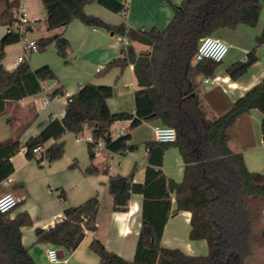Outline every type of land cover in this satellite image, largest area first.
Returning a JSON list of instances; mask_svg holds the SVG:
<instances>
[{
	"label": "trees",
	"instance_id": "16d2710c",
	"mask_svg": "<svg viewBox=\"0 0 264 264\" xmlns=\"http://www.w3.org/2000/svg\"><path fill=\"white\" fill-rule=\"evenodd\" d=\"M41 1L47 11L48 30L67 26L79 19L88 26L105 28L130 40L122 55L109 62L105 69L134 66L139 84L135 91V112L111 111L108 99L114 95V86L82 85L69 98L65 116L62 119L52 118L38 135L24 145L20 133L0 140V190L2 183L15 172L12 157L24 146L26 156L33 159L34 148L43 147L49 140L55 139L44 149L40 159V162H53L65 152L62 137L67 132L81 134L89 126L93 139L87 142L91 160L100 140L110 152L127 155L138 145L128 144L130 132L115 138L111 132L112 124L131 120L130 129H135L144 122L158 120L173 126L177 139L172 143L153 140L145 144L148 164L144 182L134 181L133 170L127 175H111L108 184L114 198L113 209L117 212L129 211L133 193L143 195L142 225L135 257L127 260L94 238L89 248L99 255V264H249L254 255L251 241L254 217L264 211V174L250 171L243 153L233 151L229 142L231 128L237 119L252 109H259L263 114L264 136V79L234 102L228 111L209 121L201 110L194 80L197 75L214 77L221 62L212 59L196 61L195 55L200 40L219 29H236L241 24L255 27L261 16L262 0H183L180 5L173 6L175 15L165 29L150 30L131 28L124 22L113 25L85 11L87 4L97 1L119 13L127 8L121 0ZM19 3L20 0H0V115L6 110V101H18L37 94L42 91L43 83L57 80L55 71L49 65L34 70L25 60L12 71L4 65L6 47L20 42L24 35L9 30L17 20ZM2 27L8 28L3 35ZM256 39L258 46L264 44V29ZM133 42L149 45L150 49L138 54ZM37 43L38 51H45L55 43L58 54L68 57L70 43L59 34L42 37ZM256 50H251L245 60L227 67L232 79L242 77L258 61ZM64 94L63 87H60L52 96ZM171 145L179 148L185 162V174L180 182L168 178L163 170L164 155ZM75 165L76 162H73L71 167ZM97 171L93 164L85 169V173ZM59 196L66 201L64 190ZM99 207L98 196L78 206L65 207L64 220L76 224L71 243L73 250L81 244L87 231L97 230ZM182 210L191 212L190 238L206 240L209 247L207 254L190 255L180 248L162 245L169 218ZM33 225L34 220L28 211L15 217L0 211V264H38L23 243V227ZM42 231L37 229L38 233Z\"/></svg>",
	"mask_w": 264,
	"mask_h": 264
},
{
	"label": "crops",
	"instance_id": "0c3cea01",
	"mask_svg": "<svg viewBox=\"0 0 264 264\" xmlns=\"http://www.w3.org/2000/svg\"><path fill=\"white\" fill-rule=\"evenodd\" d=\"M20 1L25 4L30 17L38 18L39 24L41 22L45 23L46 28L42 37L59 34L69 41L70 47L67 58H63L58 54L61 58L56 59V65L44 64L40 66H51L57 75V80L43 83L42 91L37 94L26 96L18 101H6V110L0 115V140L8 139L20 133V140L24 145L31 137L38 135L52 118L62 119L65 116L69 98L76 94L81 86L86 83L114 86V95L108 99L112 112H135V91L139 88V84L134 66L131 64L124 69L118 66L108 70L105 69L107 64L121 56L125 49V44L118 40V35H114L105 28L88 26L79 19L73 20L67 26L48 30L46 24L47 11L43 2L41 0ZM121 1L127 4L125 14L113 12L97 1L87 4L85 11L113 25L124 22L135 29H165L175 15L173 6L180 5L183 0ZM262 5L261 16L255 27L251 28V26L241 24L236 29L222 28L213 34L225 40L230 45V50L233 48L238 49L241 54L231 55L229 50L225 60L217 68L214 77L203 75L195 77L194 81L200 107L205 118L209 121H214L228 111L234 102L264 79V60L259 55H257L258 61L239 79L234 80L227 73L228 66L237 61L245 60L247 54L253 48L262 49L263 55L264 44L258 46L256 39L264 29V0H262ZM2 28L1 35L8 30L7 27H4L2 32ZM33 30L34 27L28 28V32ZM254 42L255 45L252 48L249 47ZM132 45L138 54L150 49L149 45L140 42H133ZM13 46L14 44H11L6 47V56H8L9 50ZM25 51L27 50L18 55L16 64L12 68H8L4 61L6 69L14 70L20 64L18 58L20 56L26 58ZM31 67L34 70L40 68ZM98 67H103V70L98 72ZM200 78H204V83L213 85L212 88L201 91L197 83ZM48 84L51 86H48ZM60 87H63L65 94L58 95L57 98L53 97L54 91ZM43 90H47L46 96L39 98ZM46 98H50L51 103L44 106L43 100ZM262 118L263 114L259 109H252L249 113L241 115L231 128L229 146L233 151L243 153L250 171L264 174ZM158 123V120L144 122L139 127L130 129L131 120L116 121L111 126L112 135L116 138L130 132L131 139L128 144L138 145L137 149L127 153V155L112 153L105 149L96 152L94 159L91 160L87 143L84 144V147L79 146L78 150L72 152L71 158L69 157V160H74L76 165L74 167L68 165L69 163L65 165L69 169L66 180L59 178L52 180L54 178L52 167L57 160L49 162L47 168H45L47 176L41 186L49 196L51 207L43 211H40L32 201L40 198L41 193H35V195L32 193L30 179L24 173L26 174V169L33 165L38 153L42 154L47 146L55 142V139L49 140L42 147V151L35 153L33 159L26 156L25 146L12 157L15 172L8 178L10 181L6 187H12L14 193L22 196L24 201L18 209L10 213V216L15 217L23 211H28L32 216L34 225L23 227V243L38 264H71L70 260H73L74 264H99V255L90 248H88V251L85 250V247H89L94 238L101 240L110 251L118 253L125 259L130 261L134 259L142 225L143 195L133 193L129 203V211L117 212L113 209L114 198L109 192L108 184L111 175H127L133 170H135L134 181L137 183L144 182L148 164V148L145 144L154 140L153 126ZM144 126H147L150 130L149 137H141L138 134ZM86 134L87 137H85ZM69 137H74L79 143L83 140L88 142V139L92 138V129L87 126L84 132L78 135L67 132L62 140L67 142ZM40 159L37 158L39 163ZM111 160L113 162L112 169L109 171L103 169ZM45 162V160L42 161V163ZM90 164L97 167L98 171L96 173H85V169ZM163 170L168 178L177 182L183 180L185 162L177 146L171 145L166 150ZM47 180L50 182L49 184L45 183ZM61 190L67 192L66 201L59 196ZM94 196H98L100 200L96 220L97 230L87 231L81 244L73 250L71 243L76 224L66 222L63 211L67 206H78ZM175 208L174 195L173 209ZM179 217H182L185 224L190 225L188 239L184 237L182 239L180 235V223L176 220ZM190 220L191 212L187 210L179 211L177 215L170 217L162 237V245L170 248H180L190 255H205L207 254L206 251L201 253L200 250H206L208 243L204 239L192 240L190 238ZM38 228L43 231L38 233ZM50 248L58 249L61 259L65 258L66 251L69 252L70 257L59 262H51L48 258Z\"/></svg>",
	"mask_w": 264,
	"mask_h": 264
},
{
	"label": "rangeland",
	"instance_id": "374dc122",
	"mask_svg": "<svg viewBox=\"0 0 264 264\" xmlns=\"http://www.w3.org/2000/svg\"><path fill=\"white\" fill-rule=\"evenodd\" d=\"M3 28H2V32L4 31ZM45 28H46L45 23L41 22L38 26L34 27L33 31L26 33L27 40L39 39L40 37H42ZM251 28H253V27H251ZM250 45L251 46H249V47L252 48L255 45V42L253 44H250ZM23 46H24V42L20 41V43L14 44V46L10 48L8 56H6V58L4 60L6 62V66L8 68H12L13 65L16 64L18 55L24 53ZM53 48H55V49H53ZM237 53L241 54V52L238 49L233 48L230 50L231 55H234ZM25 54H26V60L30 63L31 66H34V67H40L44 64L56 65V63H55L56 59L61 58L58 55L55 43H52L51 45H49L45 51L31 52V51L27 50V51H25ZM256 54L259 55L262 58V60H264V57H263L264 55H262V49L257 48ZM203 80H204V78H200L199 81H197L198 88L201 91L212 88L213 85L206 84V83H204ZM49 85L50 84H48V86ZM46 92H47V90H43L41 95H39V98H43L44 96H46ZM55 98H57V97H55ZM158 124H162V123L159 122ZM138 134L141 137H149L150 136V130L147 126H144L143 128L140 129ZM85 137H87V134ZM82 142L81 143L77 142L76 139H74V137H69V140L67 142H65V152H64L63 156L59 160H57L52 167V170H53L52 175L54 176V178H52L53 181L57 178L63 179V180H66L68 178L67 172L69 169H68V166L65 167V165L67 163H69L68 165L73 164L74 160L71 159V161H70L69 157L73 151L79 149V146L84 147V144L87 143L85 140H83ZM41 156H42V154L38 153L37 158L40 159ZM37 158L33 162V165L30 168L26 169V174L24 173V175H26V177H28L30 179L32 193L34 195H35V193H41L40 198H38L37 200L33 199L32 201L36 206H38V209H40V211H43V210H46V208L51 207V202L49 200V196L44 191V188H42V186H41L42 184H44L45 178L47 176V172H46L47 170H45V168H47L49 161L45 160L46 161L45 163H42V162L39 163ZM45 183L49 184L50 182H48V180H47V182H45ZM7 191H13L14 192L12 187H6L2 184L0 194L7 192ZM65 194H66V197H68L67 192H65ZM71 195H72V193H71ZM20 206L21 205H19L13 211L18 209ZM262 214L259 213L258 217H256V216L254 217V221H253L254 230H253V235H252V239H251L252 244L254 246V255L249 259V261H248L249 264H260L261 262L264 261V237H263L264 222H263V215ZM176 220L178 223H180L179 224L180 231H181L180 235H181L182 239H183V237L185 239H188L189 238L190 225L185 224L183 222L182 217H179ZM88 248L89 247L86 246L85 250L88 251L89 250ZM204 251H206V253L209 252L208 245H207L206 250H200L201 253H204ZM69 257H70L69 252L66 251L65 258H69ZM65 258H63V259H65ZM63 259H61V260H63ZM70 262H71V264H74L73 260H70Z\"/></svg>",
	"mask_w": 264,
	"mask_h": 264
},
{
	"label": "built area",
	"instance_id": "2783aa9c",
	"mask_svg": "<svg viewBox=\"0 0 264 264\" xmlns=\"http://www.w3.org/2000/svg\"><path fill=\"white\" fill-rule=\"evenodd\" d=\"M123 14L126 13V9H122ZM16 22L9 28V30L22 32L21 41L24 42V50L37 52L38 43L37 40H27L26 33L29 27H35L39 25V19L30 17L27 13L26 6L23 2L20 1L19 6L16 9ZM118 40L125 44V50L130 45V40L126 36H118ZM230 50V45L223 39L216 37L214 35H207L200 40L197 53L195 55V60L200 61L204 59H212L216 62H223L228 55ZM263 55H264V46H263ZM24 56L18 58V63L25 61ZM103 67H98L97 71L101 72ZM51 103L50 98L43 100V105L46 106ZM154 140L164 143H172L177 139V131L173 126L165 124H155L153 126ZM90 138L88 141H92ZM106 147L102 140L98 141L95 151L105 150ZM42 147L34 148L35 153L42 151ZM113 167L112 160L109 164L105 165L103 169L109 171ZM9 179H6L2 184L4 186L9 184ZM24 199L22 196L14 193L13 191H7L0 194V211L2 213H11L15 208L23 203ZM62 220V218H60ZM48 258L51 262H59L61 257L59 251L56 248H50L48 250ZM69 264V263H68Z\"/></svg>",
	"mask_w": 264,
	"mask_h": 264
},
{
	"label": "water",
	"instance_id": "95a60500",
	"mask_svg": "<svg viewBox=\"0 0 264 264\" xmlns=\"http://www.w3.org/2000/svg\"><path fill=\"white\" fill-rule=\"evenodd\" d=\"M263 235H264V231H263Z\"/></svg>",
	"mask_w": 264,
	"mask_h": 264
}]
</instances>
